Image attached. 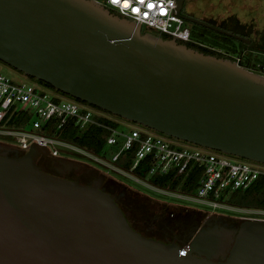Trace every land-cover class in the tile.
I'll return each instance as SVG.
<instances>
[{
  "label": "water",
  "instance_id": "water-1",
  "mask_svg": "<svg viewBox=\"0 0 264 264\" xmlns=\"http://www.w3.org/2000/svg\"><path fill=\"white\" fill-rule=\"evenodd\" d=\"M0 61L158 133L264 163L262 73L141 30L99 0H0ZM2 149L15 148L0 142V264H264V220L199 231L183 255L139 233L98 182L42 170L46 145Z\"/></svg>",
  "mask_w": 264,
  "mask_h": 264
},
{
  "label": "built area",
  "instance_id": "built-area-1",
  "mask_svg": "<svg viewBox=\"0 0 264 264\" xmlns=\"http://www.w3.org/2000/svg\"><path fill=\"white\" fill-rule=\"evenodd\" d=\"M103 3L118 14L139 22L141 30L151 29L187 44L215 49L192 36L185 14L177 8V0H104ZM259 72L264 75V66ZM26 77L17 79L0 71V135L11 138L17 144L8 145L25 152L35 141L46 145L50 156L63 160L71 159L61 157V152H76L133 177L162 194L202 202L212 208L227 207L249 213L239 216L238 220H264V208L238 207L230 202L236 191H244L257 182L264 185V163L180 141L137 123L130 122V127L121 117L46 88L41 82ZM21 108L30 112L28 123H31V127L2 123L8 111ZM68 124L80 133L91 128L101 129L104 143L118 145V150L109 160L55 135ZM119 160L121 164L129 162V169L117 164ZM142 161L148 167V178L171 173L182 174L181 180H187L194 172L198 174L197 186L194 191L188 192L176 190L178 187L170 189L158 186L149 179L146 182L132 173V169ZM189 244L190 241L181 244L179 253L185 255Z\"/></svg>",
  "mask_w": 264,
  "mask_h": 264
},
{
  "label": "flooded vegetation",
  "instance_id": "flooded-vegetation-1",
  "mask_svg": "<svg viewBox=\"0 0 264 264\" xmlns=\"http://www.w3.org/2000/svg\"><path fill=\"white\" fill-rule=\"evenodd\" d=\"M185 2L188 4L189 0H184L183 6ZM244 2L245 15H241L237 10L231 9L226 11L221 17L217 16L215 12L197 15L192 8L188 9V12L184 14L240 36L241 39L230 35L226 36L220 31L201 25L205 29L215 31L216 36H219L218 42L227 46V48L222 49L203 41L208 46L215 48L214 52L230 57L241 66L259 72L260 68L264 66L263 64H257L252 61L243 63L242 58L244 54L251 52L256 53L255 56L257 57L260 55L264 56V0H245ZM221 35L226 36V41L220 39ZM233 38L238 40L237 45L241 50L240 55L237 56H232L230 53V50L235 48L236 44L233 43ZM3 151H6L11 156L19 154V150L16 148L14 150L4 149ZM37 164L46 172L72 180L77 179L84 184L93 185L98 182L100 189L114 198L129 223L139 233L167 243L183 244L186 241H191L193 236L199 231H215L216 228L219 229L221 227L233 229L239 221L237 218L219 215L212 211H202L198 208L184 205H170L157 199L153 203L159 206V210L150 212L142 207H136L134 199L137 194L150 200H153V198L105 175L90 165L74 160H63L52 157L49 154L39 159ZM182 190L184 189L182 188Z\"/></svg>",
  "mask_w": 264,
  "mask_h": 264
},
{
  "label": "rangeland",
  "instance_id": "rangeland-1",
  "mask_svg": "<svg viewBox=\"0 0 264 264\" xmlns=\"http://www.w3.org/2000/svg\"><path fill=\"white\" fill-rule=\"evenodd\" d=\"M100 2H103L104 0H99ZM245 0H189L188 4L185 2L183 8H182V13H187L188 9H194V11L196 12L197 15H205L208 14L209 12H215V14L217 16H223L226 11L231 10H237L238 13H240L241 15H245ZM187 25L191 28L193 35H195L196 37L202 39V41L210 44V45H214V46H218L222 49H225V47L227 48V46H225L224 44L218 42V37L215 34V31H211L210 29H205L203 26L187 21ZM151 30V29H149ZM217 37V38H215ZM237 39L233 38V43L235 44V48L230 50V53L232 56H237L240 55V48L237 45ZM232 47V46H231ZM234 47V46H233ZM256 53L251 52V53H247L243 55L242 58V62L243 63H248L250 61L252 62H256L257 64H263L264 65V56H255ZM0 71L3 73H6L14 78L17 79H21L23 77H26L25 74H23L21 71L16 70L15 68L5 64L4 62L0 61ZM27 78V77H26ZM34 80V79H32ZM37 81V80H35ZM44 87H47L44 83H42ZM51 89V88H49ZM0 116L1 115V110H0ZM128 122V126H130L131 122L126 120ZM27 127H31V123H27L26 124ZM1 126V125H0ZM123 126H125V123L123 122ZM127 127V126H126ZM131 127V126H130ZM175 139V138H174ZM0 142L1 143H5V144H11V145H17L16 142L14 140H12L9 137L6 136H2L0 135ZM118 150V145H113V144H108V143H104L102 145V147L96 152L99 156L109 159L111 160V156L113 155V153ZM91 151V150H89ZM61 157H65L86 165H90L91 167L99 170L100 172L104 173L105 175L116 179L124 184H126L128 187L133 188L135 190H137L138 192L145 194L151 198H153V200L147 199L146 197H143L140 194H137L135 196L134 202H135V206L138 208H143L144 210L146 209L147 211L153 212V211H158L159 210V206H156L153 202L155 201V199L165 202L166 204H177V205H184V206H190V207H194V208H198L202 211H212L215 212L216 214L219 215H224V216H228V217H232V218H238L241 215H248V212H244L242 210L239 209H231V208H227V207H220V208H212L211 206H209L208 204L202 203V202H198V201H191V200H187L184 198H179L177 196H171V195H166V194H162L159 191L150 188L147 184L137 181L135 180L133 177H130L128 175H124L120 172H117L115 170H112L111 168L96 162L95 160L89 158L88 156H84L82 154H78L76 152L73 153H68V152H61L60 154ZM149 176H145L144 179L146 182L148 181ZM186 179L181 180L180 185L178 186V188H176V190L178 191H183L182 188H186V186H184ZM242 193V192H241ZM244 202L247 203H243V202H235L233 201L232 203L238 207H249L250 205L248 203H250V201L252 200V198L246 196L244 194V192L241 194H239V198L242 199ZM133 199V198H132ZM249 205V206H248Z\"/></svg>",
  "mask_w": 264,
  "mask_h": 264
},
{
  "label": "trees",
  "instance_id": "trees-1",
  "mask_svg": "<svg viewBox=\"0 0 264 264\" xmlns=\"http://www.w3.org/2000/svg\"><path fill=\"white\" fill-rule=\"evenodd\" d=\"M192 36L195 39L202 41V39L193 35V32H192ZM226 36L221 35L220 39L223 41H226ZM164 37H167V36H164ZM201 49L204 50L205 52L215 53L213 50H210V49H205V48H201ZM39 82L44 83L42 81H39ZM44 84L47 87L53 89L49 84L47 83H44ZM30 115L31 114L27 109L21 108L18 110H10L8 111L6 115V118L2 120V123L10 125V126H16V127L25 126L30 119ZM47 131H52V130H47ZM103 133L104 132L101 129H97V128H91L88 131L80 133L78 132L77 128H75L71 124H68L66 127H64V129L55 133V135H60V137L66 140L72 141L76 143L77 145L82 146L96 153L104 144V139L102 137ZM121 163H122L121 160L117 161V164L121 165L125 169H129V165H130L129 162L126 161L124 162V164H121ZM132 173L138 175L139 177L144 178L148 173V167H146L145 162L142 161L138 166L132 169ZM197 176L198 174L193 172V175L187 178V180L184 183V186H186L184 190L188 192H192L195 190L197 186V183H196ZM181 178H182V174L173 175L169 173V174L162 175V176L153 175L151 176V178H149V181L158 186L169 187L170 189H175L176 187L180 185ZM241 192L242 193L244 192L246 196L252 198L250 203H248L250 207L264 208V185L261 182H257L253 184L252 186H250L244 191H239V190L236 191L233 194L232 200L230 202L235 201V202L247 203V202H244L243 197L242 199L239 198V194L242 195Z\"/></svg>",
  "mask_w": 264,
  "mask_h": 264
}]
</instances>
